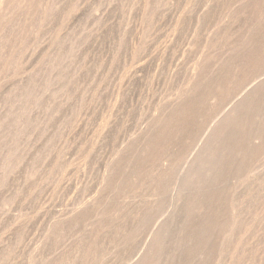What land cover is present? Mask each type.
Listing matches in <instances>:
<instances>
[{
  "label": "rangeland",
  "instance_id": "374dc122",
  "mask_svg": "<svg viewBox=\"0 0 264 264\" xmlns=\"http://www.w3.org/2000/svg\"><path fill=\"white\" fill-rule=\"evenodd\" d=\"M252 1L0 0V264H264Z\"/></svg>",
  "mask_w": 264,
  "mask_h": 264
},
{
  "label": "bare ground",
  "instance_id": "6f19581e",
  "mask_svg": "<svg viewBox=\"0 0 264 264\" xmlns=\"http://www.w3.org/2000/svg\"><path fill=\"white\" fill-rule=\"evenodd\" d=\"M251 1H252V0H251ZM253 1H255V0H253ZM253 1H252V2H253ZM258 2H259V1H258ZM254 4H255V6L257 5L255 2H254ZM253 6H254V5H253ZM238 11H239V10H238ZM223 15H224V14H223ZM260 18H261V17H260ZM219 21H220V20H219ZM261 21H262V20H261ZM263 21H264V20H263ZM261 24H262V22H261ZM262 25H263V24H262ZM259 26H260V25H259ZM261 27H263V26H261ZM263 28H264V27H263ZM262 34H263V33H262ZM263 39H264V38H263ZM260 40H261V39H260ZM248 41H249V40H248ZM255 44H256V43H255ZM259 44H261V43H259ZM262 46H263V45H262ZM255 47H256V45H255ZM263 48H264V47H263ZM263 48H262V49H263ZM260 49H261V48H260ZM251 50H254V48H252ZM262 51H263V50H262ZM253 52H254V51H252V54H253ZM259 54H260V53H259ZM247 57H248V56H247ZM249 57H250V56H249ZM252 57H253V56H252ZM252 57H251V58H252ZM256 57H257V56H256ZM254 58H255V57H254ZM255 59H256V58H255ZM255 59H254V60H255ZM258 60H260V59H258ZM251 62H252V60H251ZM253 62H254V61H253ZM124 78H126V77H124ZM261 86H264V71L261 72V73H259V74L254 75L253 77H251V80L246 81V82L242 85V87H240V89L238 88V90H237L236 92H234V93L230 96V99L228 98L229 101H231L232 99L235 98V99L233 100V104H232L233 106H232V107H230L231 105L229 106V107L231 108V111H235V110H236L235 108L238 107V104H240V103H241V104L244 103L248 98H250V96H252V94L257 90V88L259 89V87H261ZM213 91H214V90H213ZM215 91H216V90H215ZM242 91H243V92H242ZM216 92H217V91H216ZM208 93H209V92H208ZM250 93H251V94H250ZM184 94H185V93H183V95H184ZM209 94H210V93H209ZM215 94H216V93H215ZM257 94H258V93H257ZM263 94H264V93H263ZM183 95H182V96H183ZM185 95H186V94H185ZM207 95H208V94H207ZM217 97H218V95H217ZM258 97H259V95H258ZM208 98H209V96H208ZM211 99H212V98H211ZM215 99H217L216 96H215ZM171 100H172V99H171ZM188 100H189V99H188ZM186 101H187V100H186ZM186 101H185V102H186ZM189 101H190V100H189ZM250 101H251V100H250ZM187 102H188V101H187ZM231 102H232V101H231ZM231 102H230V103H231ZM183 103H184V102H183ZM230 103H229V104H230ZM226 105H227V104H226ZM226 105H225V106H226ZM243 105H244V104H243ZM246 105H247V104H246ZM164 106H165V104H164ZM172 106H173V105H172ZM177 106H178V105H177ZM180 106H181V105H180ZM234 106H236V107L234 108ZM248 106H250V105H248ZM162 107H163V106H162ZM165 107H166V106H165ZM183 107H184V106H183ZM229 107H227V109H228ZM244 107H245V106H244ZM256 107H257V106H256ZM230 108H229V110H230ZM242 108H243V107H242ZM166 109H167V108H166ZM223 109H224V108H223ZM227 109H224V111L227 110ZM237 109H238V108H237ZM247 109H248V108H247ZM255 109H256V108H255ZM255 109H254V110H255ZM162 110H163V109H162ZM173 110H174V109H173ZM175 110H176V109H175ZM179 111H180V110H179ZM179 111H178V112H179ZM238 111H239V110H238ZM246 111H247V110H246ZM162 112L165 113V111H162ZM162 112H161V113H162ZM172 112L174 113V111H172ZM216 112H217V111H216ZM222 112H223V111H222ZM241 112H242V111H241ZM254 112H255V114H256V110H255ZM182 113H183V112H182ZM224 113L227 114V115H225V114H223L224 116L221 115V117H220L219 120H218L219 122H220V120L224 122V120L226 121L228 118H230L231 115L228 116L229 113H228L227 111H225ZM231 113H232V112H231ZM243 113H244V112H243ZM176 114H177V113H176ZM215 114H216V113H215ZM218 114H219V112L217 113V115H218ZM252 114H254V113H252ZM171 115H172V114H171ZM178 115H179V114H178ZM180 115L182 116V114H180ZM236 115H237V113H236ZM238 115H239V114H238ZM238 115H237V116H238ZM241 115H242V114H241ZM158 116H159V115H158ZM166 116H167V115H166ZM168 116H169V115H168ZM215 116H216V115H215ZM215 116L211 117V120H212V121H214L213 118H214ZM222 116H223V118H222ZM239 116H240V115H239ZM253 116H254V115H253ZM161 117H162V116H161ZM161 117L159 116V118H161ZM172 117H173V116H172ZM174 117H175V116H174ZM174 117H173V118H174ZM177 117H179V116H177ZM217 117H218V116H217ZM233 117H234V116H233ZM244 117H245V116H244ZM244 117H243V118H244ZM215 118H216V117H215ZM235 118H236V117H235ZM237 118H238V117H237ZM170 119H171V118H170ZM170 119H169V120H170ZM238 119H240V118H238ZM238 119H236V121H237ZM159 120H160V119H159ZM164 120H165V119H164ZM166 120H167V119H166ZM183 120H184V119H183ZM244 120H245V119H244ZM162 121H163V120H162ZM153 122H154V121H153ZM164 122H166V121H164ZM219 122H218V123H219ZM233 123H234V122H233ZM233 123H232V124H233ZM238 123H239V122H238ZM242 123H243V122H242ZM242 123H240V125H241ZM250 123H251V122H250ZM161 124H162V122H161ZM168 124H170V123H168ZM214 124H215V123H214ZM223 124H224V123H223ZM223 124H222V125H223ZM150 125H151V124H150ZM150 125H149V126H150ZM153 125H154V124H153ZM156 125H158V124H156ZM162 125H163V124H162ZM162 125H161V126H162ZM209 125H210V124H209ZM218 125H219V124H218ZM218 125H217L216 127H214L215 129H214L213 127H211V128H212L211 131H213V132H214L215 130L217 131L218 129H220V128L222 127V125H221V126H220V125L218 126ZM240 125H239V126H240ZM105 126H106V125H105ZM159 126H160V124H159ZM159 126H157V128H158ZM161 126H160V129H162V128L164 127V126H162V128H161ZM167 126H168V125H167ZM214 126H215V125H214ZM242 126H243V125H242ZM168 127H169V126H168ZM217 127H218V128H217ZM228 127H229V126H228ZM233 127H234V126H233ZM101 128H102V127H101ZM153 128H155V127L153 126ZM229 128H230V127H229ZM209 129H210V128H209ZM213 129H214V130H213ZM238 129H239V128H238ZM240 129H241V128H240ZM145 130H146V129H145ZM158 130H159V129H158ZM163 130H166V129H163ZM222 130H223V128H222ZM230 130H231V129H230ZM161 131H162V130H161ZM167 131H168V130H167ZM239 131H240V130H239ZM142 132H143V131H142ZM150 132H151V131H150ZM158 132H159V131H158ZM164 132H165V131H164ZM213 132H212V133H213ZM220 132H223V131H220ZM233 132H234V131H233ZM165 133H166V132H165ZM212 133L209 134V133L207 132V134L209 135L208 138L211 139V136L213 135ZM214 133L216 134V132H214ZM151 134H152V133H151ZM159 134H161V133H159ZM162 134H163V132H162ZM224 134H225V133H224ZM139 135H140V134H139ZM226 135H227V134H226ZM242 135H243V134H242ZM247 135H248V134H247ZM149 136H152V135H149ZM159 136H160V135H159ZM161 136H162V135H161ZM166 136H167V135H166ZM213 136H215V135H213ZM140 137H141V136H140ZM140 137H139V138H140ZM143 137H145V136H143ZM143 137H141V138H143ZM163 137H165V136H163ZM203 137H204V134H203ZM206 137H207V136H206ZM216 137H217V136H216ZM223 137H224V136H223ZM235 137H236V135H235ZM235 137H234V138H235ZM246 137H247V136H246ZM150 138H151V137H150ZM156 138H157V137H156ZM200 138H201V137H200ZM208 138H207V139H206V138L204 139V145L201 146L200 149H198V153L200 152L199 150L207 149V148H208V147H207L208 144H209V147H211V146H210V144H211V143H210V139L208 140ZM248 138H249V136H248ZM255 138L257 139V137H253V139H255ZM137 139H138V138H137ZM146 139H148V138H146ZM154 139H155V138H154ZM223 139H224V138H223ZM237 139H238V138H237ZM242 139H243V138H242ZM250 139H251V138H250ZM250 139H249V140H250ZM129 140H130V139H129ZM133 140H134V139H133ZM133 140H132V141H133ZM135 140H136V139H135ZM144 140H145V139H144ZM155 140H156V139H155ZM221 140H222V139H221ZM225 140H226V139H225ZM127 141H128V140H127ZM141 141H142V140H141ZM219 141H220V140H219ZM227 141H228V140H227ZM237 141H238V140H237ZM246 141H247L246 143H248V140H246ZM251 141H252V139H251ZM136 142H137V140H136ZM142 142H143V141H142ZM154 142H155V141H154ZM224 142H225V141H224ZM224 142H223V143H224ZM133 143H134V141H133ZM145 143H146V141H145ZM149 143H150V142H149ZM197 143H199V142H197ZM220 143H221V142H220ZM231 143H232V142H231ZM240 143H241V142H240ZM252 143H253V142H252ZM131 144H132V143H131ZM143 144H144V143H143ZM147 144H148V140H147ZM129 145H130V143H129ZM145 145H146V144H145ZM151 145H152V143H151ZM211 145H212V144H211ZM221 145H222V144H221ZM248 145H250V144H248ZM139 146H141V145H139ZM199 146H200V145H199ZM250 146H251V145H250ZM127 147H128V146H127ZM132 147H133V146H132ZM135 147H136V145H135ZM143 147H144V146H143ZM191 147H193V146H191ZM148 148H149V147H148ZM239 148H240V147H239ZM244 148H246V147H244ZM248 148H249V147H248ZM137 149H138V148H137ZM139 149H140V148H139ZM141 149L143 150V148H141ZM152 149H153V148H152ZM230 149H231V147H230ZM142 150H141V151H142ZM219 150H220V149H219ZM234 150H235V149H234ZM234 150H233V151H234ZM245 150H246V149H245ZM250 151H251V150H250ZM252 151H253V150H252ZM89 152H90V151H89ZM146 152H147V151H146ZM196 152H197V151H195V154H197ZM150 153H151V151H150ZM189 153H190V152H189ZM193 153H194V152H193ZM234 153H235V152H234ZM146 154H147V153H146ZM190 154H191V153H190ZM200 154H202V152H201ZM209 154H210V153H209ZM225 154H226V153H225ZM231 154H232V153H231ZM163 155H164V157H166V156H165L166 154H163ZM191 155H192V154H191ZM193 155H194V154H193ZM168 156H169V155H167V157H168ZM199 156H200V155L198 154V157H199ZM147 157H148V156H147ZM188 157H189V156H188ZM148 158H149V157H148ZM162 158H163V157H162ZM196 158H197V157H196ZM217 158H218V157H217ZM223 158H224V157H223ZM230 158H231V157H230ZM243 158H244V157H243ZM164 159H165V158H164ZM164 159H162V160L165 162ZM188 159H189V158H188ZM190 159H192V158H190ZM194 159H195V158H194ZM194 159H192V160H194ZM166 160H168V159H166ZM210 160H211V159H210ZM169 161H170V159H169ZM183 161H184V160H183ZM196 162H197V161H196ZM196 162H195V163H196ZM227 162H228V161H227ZM233 162H234V161H233ZM165 163H166V162H165ZM182 163H183V162H182ZM182 163H181V164H182ZM242 163H243V162H242ZM196 164H197V163H196ZM226 164H227V163H226ZM228 164H229V163H228ZM193 165H194V164H193ZM193 165H192V166H193ZM197 165H198V164H197ZM231 165H232V164H231ZM190 166H191V164H189L188 167L185 168L186 170L184 169V170H185V175L188 174V173H190V171H191V167H190ZM226 166H228V165H226ZM74 167H75V166H74ZM111 167H112V166H111ZM182 167H183V166H182ZM113 168H114V167H113ZM170 168H171V167H170ZM174 168H175V167H174ZM183 168H184V167H183ZM183 168H182V169H183ZM192 168H194V167H192ZM207 168H208V167H207ZM212 168H213V167H212ZM168 169H169V167H168ZM111 170H112V169H111ZM172 170H173V169H172ZM177 170H179V169H177ZM177 170L175 169V171H177ZM184 170H183V172L180 171V172H182V175L184 174ZM212 170H213V169H212ZM237 170H238V169H237ZM194 171H195V170H194ZM200 171H201V170H200ZM209 171H210V170H209ZM168 172L170 173V171H168ZM173 172H174V171H173ZM228 172H229V170H228ZM110 173H111V172H110ZM174 173H176V172H174ZM174 173H173V177H174V175H175ZM170 174H171V173H170ZM190 174H192V173H190ZM195 174H196V173H195ZM99 175H100V174H99ZM104 175H105V174H104ZM106 176H107V175H106ZM169 176H170V175H169ZM176 176H177V174H176ZM231 176H232V175H231ZM182 177H183V176H182ZM197 177H198V176H197ZM175 178H176V177H175ZM180 178H181V176H180ZM184 178H186V177H184ZM101 179H102V178H101ZM172 179H173V178H172ZM182 179H183V178H182ZM182 179H181V180H182ZM105 180H106V179H105ZM177 180H178V178H177ZM177 180H176V182H177ZM199 180H200V179H199ZM108 181H109V180H108ZM166 181H167V180H166ZM167 182H168V181H167ZM178 182H179V181H178ZM178 182H177V183H178ZM181 182H183V181H181ZM207 182H209V181H207ZM102 183H103V182H102ZM108 184H109V183H108ZM178 184H179V183H178ZM181 184H183V183H181ZM214 184H216V183H214ZM161 185H162V184H161ZM165 185H166V184H165ZM165 185H164V183H163V186H165ZM167 185H168V184H167ZM206 185H207V184H206ZM106 186H108V185H106ZM163 186H162V188H163ZM181 186H182V185H181ZM101 187H102V186H101ZM157 187H158V186H157ZM160 187H161V186H160ZM166 187H167V186H166ZM168 187H169V185H168ZM204 187H205V186H204ZM208 187H209V186H208ZM106 188H107V187H106ZM106 188H105V189H106ZM164 188H165V187H164ZM169 188L172 189L171 187H169ZM179 188H180V187H179ZM206 188H207V187H206ZM209 188H210V187H209ZM158 189H159V188H158ZM158 189H157V190H158ZM176 189H178V187H177ZM180 189H181V188H180ZM191 189H192V188H191ZM160 190H161V189H159V192H160ZM162 190H164V189H162ZM162 190H161V191H162ZM167 190H168V189H167ZM172 190H173V189H172ZM182 190H183V188H182ZM185 190H186V189H185ZM189 190H190V189H189ZM231 190H232V189H231ZM164 191H165V190H164ZM168 191L170 192V190H168ZM177 191H179V190H177ZM100 192H101V191H100ZM154 192H156V191H154ZM169 192H168V193H169ZM179 192H181V191H179ZM191 192H192V191H191ZM92 193H93V192H92ZM156 193H158V192H156ZM163 193H164V192H162V194H163ZM165 193H167V191H165ZM165 193H164V195H165ZM175 193H176V190H175ZM181 193H182V192H181ZM236 193H237V192H236ZM240 193H241V192H240ZM98 194H99V193H98ZM100 194H101V193H100ZM193 194H194V193H193ZM237 194H239V193H237ZM89 195H90V194H89ZM96 195H97V194H96ZM96 195H95V196H96ZM102 195H103V194H102ZM105 195H106V194H105ZM105 195H104V196H105ZM176 195H177V194H176ZM194 195H195V194H194ZM201 195H202V194H201ZM228 195H229V194H228ZM99 196H100V195H99ZM160 196H161V195H160ZM185 196H186V195H185ZM191 196H192V195H191ZM191 196H190V198H191ZM244 196H245V195H244ZM83 197H84V196H83ZM97 197H98V196H97ZM100 197H101V196H100ZM105 197H106V196H105ZM151 197H152V196H151ZM162 197H163V195H162ZM162 197H161V198H162ZM170 197H171V196H170ZM174 197H175V196H174ZM174 197H173V198H174ZM183 197H184V196H183ZM188 197H189V196H188ZM234 197H235V196H234ZM234 197H233V199H234ZM81 198H82V197H81ZM92 198H93V197H92ZM101 198H102V197H101ZM154 198H155V197H154ZM228 198H229V197H228ZM237 198H239V197H237ZM151 199H152V198H151ZM151 199H150V200H151ZM170 199H171V198H170ZM185 199H186V198H185ZM185 199H184V200H185ZM229 199H230V198H229ZM240 199H241V198H240ZM154 200H155V199H154ZM154 200H153V201H154ZM175 200H176V199H175ZM237 200H238V199H237ZM89 201H90V200H89ZM89 201H88V202H89ZM151 201H152V200H151ZM170 201H171V200H170ZM176 201L178 202L179 200H176ZM176 201H175V202H176ZM182 201H183V200H182ZM199 201H200V200H199ZM100 202H101V201H100ZM100 202H99V203H100ZM168 202H169V201H168ZM187 202H188V201H187ZM201 202H202V201H201ZM231 202H232V200H231ZM233 202H234V201H233ZM96 203H97V202H96ZM96 203H95V204H96ZM155 203H156V202H155ZM180 203H182V202H180ZM185 203H186V202H185ZM202 203H203V202H202ZM228 203H229V200H228ZM238 203H239V202H238ZM81 204H82V203H81ZM175 204H176V203H175ZM198 204H199V203H198ZM219 204H220V203H219ZM219 204H218V207H219ZM224 204H225V203H224ZM230 204H231V203H230ZM233 204H234V203H233ZM100 205H101V204H100ZM154 205H155V204H154ZM168 205H169V204H168ZM170 205H171V204H170ZM176 205H177V204H176ZM178 205H179V203H178ZM187 205H188V204H187ZM187 205H186V206H187ZM235 205H236V204H235ZM235 205H234V206H235ZM238 205H239V204H238ZM95 206H96V205H95ZM95 206H94V207H95ZM101 206H102V205H101ZM152 206H153V205H152ZM156 206H157V204H156ZM180 206H181V205H180ZM180 206H178V207H180ZM184 206H185V205H184ZM186 206H185V207H186ZM222 206H223V205H222ZM239 206H240V205H239ZM241 206H242V204H241ZM162 207H163V206H162ZM176 207H177V206H176ZM188 207H189V206H188ZM204 207H206V205H205ZM204 207H202V208H204ZM228 207H229V205H228ZM231 207H233V206H231ZM80 208H81V207H80ZM86 208H87V207H86ZM97 208H100V207L97 206ZM168 208H169V207H168ZM209 208H210V207H209ZM224 208H225V207H224ZM235 208H236V206H235ZM152 209H153V207H152ZM152 209H151V210H152ZM178 209H179V208H178ZM205 209H206V208H205ZM207 209H208V208H207ZM229 209L231 210V208H229ZM233 209H234V208H233ZM97 210H98V209H97ZM97 210H95V211H97ZM160 210H161V209H160ZM165 210H166V209H165ZM192 210H193V209H192ZM216 210H220V209H216ZM237 210H238V209H237ZM74 211H75V210H74ZM155 211H156V210H155ZM158 211H159V210H158ZM161 211H162V210H161ZM172 211H173V210H172ZM175 211H176V208H175ZM175 211H174V212H175ZM40 212H41V210H40ZM70 212H71V211H70ZM75 212H76V211H75ZM162 212H164V211H162ZM165 212H166V211H165ZM199 212H200V211H199ZM235 212H236V211H235ZM237 212H238V211H237ZM150 213H151V212H150ZM159 213H161V212H159ZM72 214H74V213L72 212ZM85 214H86V213H85ZM98 214H100V213H98ZM153 214H154V213H153ZM172 214H173V213H172ZM174 214H175V213H174ZM174 214H173V216L176 215V214H175V215H174ZM60 215H61V214H60ZM67 215H68V214H67ZM69 215H71V214H69ZM154 215H155V214H154ZM169 215H170V213H169ZM233 215H234V213H233ZM236 215H237V214H236ZM73 216H76V215L74 214ZM95 216H96V214H95ZM95 216H93V217H95ZM152 216H153V215H152ZM157 216H158V214H157ZM157 216H156V217H157ZM159 216H161V215L159 214ZM163 216H164V215H163ZM166 216H167V215H166ZM96 217H98V216H96ZM156 217H155V218H156ZM167 217H169V216H167ZM176 217H177V215H176ZM178 217H179V216H178ZM72 218H74V217H72ZM169 218H170V217H169ZM233 218H234V217H233ZM53 219H54V218H53ZM63 219H64V218H63ZM171 219H172V218H171ZM174 219H176V218H174ZM27 220H28V219H27ZM157 220H158V219H157ZM55 221H56V220H55ZM93 221H94V220H93ZM150 221H151V220H150ZM160 221H161V220H160ZM164 221H165V220H164ZM75 222H76V221H75ZM155 222H156V221H155ZM161 222L163 223V221H161ZM177 222H178V220H177ZM20 223H21V222H20ZM71 223H72V222H71ZM79 223H80V222H79ZM79 223H78V224H79ZM87 223H88V222H87ZM87 223H86V224H87ZM157 223H158V222H157ZM164 223L166 224V222H164ZM164 223H163V224H164ZM171 223H174V222H171ZM76 224H77V223H76ZM81 224H82V223H81ZM140 224H141V223H140ZM154 224H156V223H154ZM158 224H159V223H158ZM158 224H157V225H158ZM178 224H179V222H178ZM60 225H61V224H60ZM63 225H64V224H63ZM157 225H156V228H160V227H157ZM160 225H161V224H160ZM171 225H172V224H171ZM174 225H175V224H174ZM64 226H65V225H64ZM163 226H164V225H163ZM149 227H150V226H149ZM171 227H172V226H171ZM171 227H170V228H171ZM174 227H175V226H174ZM204 227H205V226H204ZM162 228H163V227H162ZM151 229H152V228H151ZM156 230H158V229H156ZM162 230H163V229H162ZM166 231H167V230H165V233H167ZM205 231H206V230H205ZM156 232L158 233V235L156 234ZM160 232H161V231H160ZM160 232H158V231L153 232V233H155L156 235H155V237H154V235H153L152 237L156 238V236H161V235H159ZM133 233H134V232H133ZM168 233H169V232H168ZM6 235H7V234H6ZM134 235H135V234H134ZM145 235H146V233H145ZM167 235H168V234H167ZM200 235H201V234H200ZM202 236L204 237V235H202ZM148 237H149V236H148ZM152 237H151V238H152ZM151 238H149V239H151ZM154 238H153V239H154ZM158 238H159V237H158ZM164 238H165V237H164ZM164 238H163V239H164ZM153 239H151V241H152ZM203 239H204V238H203ZM141 242H145V241H141ZM147 242H148V241H147ZM149 242H150V241H149ZM149 242H148V244H149ZM154 243H155V242H154ZM154 243H153V244H154ZM198 243H199V241H198ZM148 244H147V246H148ZM150 244H151V243H150ZM150 244H149V245H150ZM153 244H152L151 246H153ZM160 244H161V243H160ZM195 245H196V244H195ZM141 246H142V245H141ZM158 246H159V245H158ZM142 247H143V246H142ZM145 247H146V246H145ZM144 249H145V248H144ZM147 249H148V248L146 247V250H147ZM142 251L144 252V250H142ZM148 251H149V250H148ZM158 251H160V250H158ZM200 252H201V251H200ZM200 252H199V253H200ZM132 253H133V252H132ZM139 253H140V252H139ZM198 255H199V254H198ZM137 256H138V255H137ZM145 256H146V255H145ZM154 256H156V255H154ZM30 257H31V256H30ZM31 258H32V257H31ZM74 258H75V256H74ZM137 258H138V257H137ZM146 258H147V257H146ZM42 259H43V258H42ZM127 259H128V258H127ZM138 259H140V257H139ZM143 259H144V258H143ZM143 259H140V261L143 260ZM134 260H135V259H134ZM200 260H201V259H200ZM200 260H199V261H200ZM67 262H69V261H67ZM137 262H138V261H137ZM137 262H135V264H136ZM142 262H143V261H141V263H142ZM60 263H61V262H60ZM73 263H74V262H73ZM133 263H134V262H133ZM127 264H128V263H127ZM147 264H148V263H147Z\"/></svg>",
  "mask_w": 264,
  "mask_h": 264
}]
</instances>
